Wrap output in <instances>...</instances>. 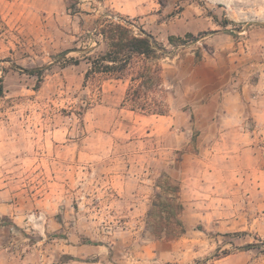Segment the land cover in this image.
<instances>
[{
    "label": "rangeland",
    "instance_id": "obj_1",
    "mask_svg": "<svg viewBox=\"0 0 264 264\" xmlns=\"http://www.w3.org/2000/svg\"><path fill=\"white\" fill-rule=\"evenodd\" d=\"M154 2L160 17L186 19L172 29L184 42L170 43L169 30L103 0H0V191L10 193L0 198H13L18 216V226L0 217V264L4 254L13 264L61 261L66 234L77 233L86 219L94 243L115 239L119 260L128 252L134 264H178L140 253L157 240L158 228L174 225L182 204L179 162L196 151L195 109L206 93L198 91L192 67L211 54L210 34L214 46L233 43L243 79L264 91V0ZM119 19L135 35L139 28L153 31L164 50L157 59H134L127 70L86 77L91 58L107 49L96 27ZM189 30L193 38L185 37ZM159 115L165 121L154 126ZM175 127L181 148L174 145ZM127 177L134 202L148 204L128 229L120 224L117 194L118 179ZM225 202L231 206L222 217L234 240L191 264H264V188L231 191ZM166 203L171 208L160 213ZM240 220L246 226L237 230ZM178 231L161 239L174 240ZM117 260L112 264H123Z\"/></svg>",
    "mask_w": 264,
    "mask_h": 264
},
{
    "label": "crops",
    "instance_id": "obj_2",
    "mask_svg": "<svg viewBox=\"0 0 264 264\" xmlns=\"http://www.w3.org/2000/svg\"><path fill=\"white\" fill-rule=\"evenodd\" d=\"M103 2L120 14L139 18L141 23L164 27L170 31L169 35L178 36L173 27L177 22H186L183 17H160L162 13L154 0ZM148 32L155 35L153 31ZM223 35L228 41L231 39L229 35ZM210 38V34L205 37V44L211 47V54H203L202 60L192 67L191 72L196 83L200 84L198 91L206 93L198 97L199 104L195 109L198 113L195 115L196 130L199 131L196 151L179 162V196L183 205L179 219L184 232L174 240H155L149 247L143 246L140 253L142 259L150 258V252H153L158 262L191 264L196 258L208 255L216 245L222 243L218 248L225 250L231 245L230 240H234L229 235L234 229L222 217V213L231 206L225 205L230 192L262 191L264 188V105H261L264 104V91L256 92L260 89L258 82L243 79L233 43L229 41L225 47H218L209 42ZM210 106L214 108L208 109ZM162 117L164 115H159L156 119L158 124L154 122V126H161L165 121ZM176 133L175 127L178 144L174 145L181 148L183 144ZM127 178L118 179L117 194L122 203L120 224L128 229L136 215L140 219L145 215L148 204L134 202L132 189L135 187ZM9 194V191H0V196ZM3 200L0 198V217L18 226L16 201L13 198H7L9 202ZM244 221H238L237 230L245 228ZM90 225L86 219L81 222L77 233L68 232L61 261L50 264H112L111 261L116 259L123 264H134L136 257L128 252H122V260H119L120 256L112 251L116 248L112 237H105L107 241L102 243H94L96 237L93 235L96 233H92ZM121 236H124L123 240L129 239L125 233ZM3 256L6 257L5 264H13L8 255ZM34 262L39 264L37 259ZM244 263L246 259L239 264Z\"/></svg>",
    "mask_w": 264,
    "mask_h": 264
},
{
    "label": "trees",
    "instance_id": "obj_3",
    "mask_svg": "<svg viewBox=\"0 0 264 264\" xmlns=\"http://www.w3.org/2000/svg\"><path fill=\"white\" fill-rule=\"evenodd\" d=\"M75 4V3H73ZM72 4V5H73ZM74 6V5H73ZM124 22V23H123ZM127 21H122L121 19L112 21L104 20L101 25L96 27L95 33L100 35L103 41L106 43L107 49L103 53L97 54L90 60V68L86 71V77L89 74L96 73H106L115 74L116 72H121L127 70L134 59H152L158 58V51H163L164 47L162 44L158 43L151 33L146 32L144 29L139 28V35H135ZM186 38H193L192 33H186ZM180 37H175L173 35L168 36V41L174 44V41ZM184 42V40L179 39ZM146 72H150V68H145ZM37 69L29 70L30 73L35 74ZM139 78L141 77L138 76ZM116 78H121L117 75ZM150 79V78H149ZM133 80V78H131ZM151 80V79H150ZM3 94L2 80L0 79V96ZM161 114V113H158ZM178 191V189H177ZM171 206V205H170ZM169 204H164L160 213L165 212V210L171 208ZM183 205L179 203L177 205V216L176 222L173 226L168 224L157 229V237L155 239L159 240L163 237H174L172 234H176L175 228L179 227L178 234L184 232V227L179 215L182 212ZM171 210V209H170ZM173 215V212L171 213Z\"/></svg>",
    "mask_w": 264,
    "mask_h": 264
}]
</instances>
